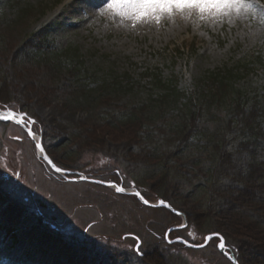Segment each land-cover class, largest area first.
I'll use <instances>...</instances> for the list:
<instances>
[{
    "label": "rangeland",
    "instance_id": "374dc122",
    "mask_svg": "<svg viewBox=\"0 0 264 264\" xmlns=\"http://www.w3.org/2000/svg\"><path fill=\"white\" fill-rule=\"evenodd\" d=\"M11 2L0 0V15L13 17ZM22 2L34 5L38 13L20 33H10L9 46L13 50L0 53L2 68L8 71L13 84L12 104L26 107L38 118L40 124L34 125L39 130L37 136L55 163L89 178L114 179L118 176L116 170L128 176L123 169L132 159L124 156L126 149L106 131L91 128L90 123L103 111L144 103L154 91L148 80L141 79L144 71L158 68L164 77L175 74L189 86L198 75L246 57L264 40V0ZM43 33L54 47H79L96 69L112 66L119 72H130L140 86L106 107L76 109L66 104L63 91L51 94L43 73L30 62L21 61V52L17 53L18 62L5 66V60L21 43L27 44ZM262 78L259 72L239 86L247 97L260 99L264 95ZM64 83H71L67 76ZM78 126L86 127L83 137L73 135L77 139L74 147L59 148L62 137ZM91 134L90 141L101 140L97 147L83 142ZM80 142L85 147L80 148ZM229 144L238 171L246 170L249 154L240 138L231 137ZM132 158L141 160L137 154ZM182 169L193 173L186 167ZM217 179L215 198L205 201L212 207L211 213L204 211L208 217L196 206L199 202L181 203L180 193L176 200H170L183 214H200L203 229L188 224L187 214L186 222L180 217L174 224L165 208L147 207L112 188L68 182L54 174L39 158L35 142L24 130L12 122L0 121V264H232L219 253L217 240L198 250L168 244L164 238L168 226L185 223L184 233L179 234L185 240L197 244L208 233H222L228 247L237 252L240 264H255L254 256L259 253L257 247L262 251L261 246L247 235H236L234 216L237 210L246 208L264 221V185L254 182L245 193L233 174ZM157 199L153 197L151 202ZM174 232L170 233L172 240L177 237ZM129 234L142 240L140 251L152 253L146 261L134 250L137 240Z\"/></svg>",
    "mask_w": 264,
    "mask_h": 264
},
{
    "label": "trees",
    "instance_id": "16d2710c",
    "mask_svg": "<svg viewBox=\"0 0 264 264\" xmlns=\"http://www.w3.org/2000/svg\"><path fill=\"white\" fill-rule=\"evenodd\" d=\"M11 4L14 5L13 17L0 15V53L13 50L9 46L10 33H20L38 13L34 5L25 4L22 0H12ZM47 36V33H43L27 44L21 43L13 55V51L10 53L11 58L5 60V66L8 62H18L17 53L21 52V61L30 62L38 72L43 73L44 83L51 86L49 92L63 91L66 104L76 109L110 106L111 102L121 101L140 86V82L130 72H119L112 66L96 69L82 55L79 47H54ZM259 72L264 85V40L246 57L232 64L225 63L221 69L198 75L189 86L184 85L181 77L175 74L164 77L161 69L144 71L140 78L148 80L154 90L144 103L103 111L90 123L91 128L106 131L114 137L113 140L126 149L124 156L132 159L123 169L128 172V176H122L121 171L116 170V178L103 177L102 180L133 187L148 201L156 197L170 202L176 200L177 193H180L181 203L197 201L199 204L196 206L200 210L204 212L208 209L210 213L212 207L210 204L205 205V201L215 198L217 178L233 174L245 193L248 192L247 186L254 182L264 185V95L260 99H252L239 86L242 81ZM66 76L71 82L69 85L63 84ZM12 86L10 74L8 71L5 73L0 63V106L24 112L29 118L35 119L34 125H39L38 118L30 115L26 107L13 106L15 98L12 96ZM34 125L33 129L38 134L39 130ZM85 128L78 126L75 131L62 137L64 140L59 142V148L74 147L77 139L73 135L83 137ZM92 135L83 142H91L93 147H97L101 140L90 141ZM231 137L240 138L241 145L249 154L246 170L238 171L239 166L229 144ZM80 143V148L85 147ZM136 154L140 161L133 160ZM192 157L193 161L188 162ZM185 167L193 173L182 171ZM183 187L184 192H179ZM245 209L235 212L234 232L236 235H247L261 246L262 251L257 247L259 253L254 256L255 264H264V221ZM169 214L170 222L174 221L175 224L179 221L178 215ZM186 214L188 224L203 229L200 214ZM203 214L208 217V212ZM174 224L168 226L166 231ZM6 232L8 236L11 235L10 231ZM174 233L180 237L179 234L184 233V230ZM177 246L185 248L179 244ZM145 255L146 261V257L152 253Z\"/></svg>",
    "mask_w": 264,
    "mask_h": 264
},
{
    "label": "water",
    "instance_id": "95a60500",
    "mask_svg": "<svg viewBox=\"0 0 264 264\" xmlns=\"http://www.w3.org/2000/svg\"><path fill=\"white\" fill-rule=\"evenodd\" d=\"M13 116H15V114L11 110H8V111H0V120H3V121L13 120L14 122H16V120L13 119ZM21 116H22L21 114L18 115L19 118ZM29 136H30L31 139L34 138L33 131H29ZM37 147H38L39 152L42 153V156H43L44 161H46V163H48L50 165V167L53 169V171L56 172V173H62L61 169L59 167H56V165L49 158L47 152L45 151V148L43 147L42 141H40L37 144ZM82 180L88 181L90 183L99 184V185H102V186L104 185V186L111 187V188H115L116 187L117 188L116 191H117L118 194H123V195H126V194H134V195H136L139 198L140 202L143 205L147 206V207H155V208L164 207V208L168 209L169 211H171L172 213H174L176 215H179L181 217H184L185 218V222L187 220L185 214H182L180 211H178L177 209H175L174 207H172L171 204H169L168 202L163 201L162 199L160 201H158L157 204L151 203V202L149 203L142 196L141 193L134 192V191L132 192V191H129V190H125L122 186H119L116 183L104 182V181L102 182L100 180H94V179L89 180V179H86V178H83ZM184 227L185 226H183V227L176 226V227L168 230V232L166 234V238H167V240H168V242L170 244L180 243V244L184 245L185 247H188V248H191V249H197L198 250V249L205 248L213 238H220L221 239V242L218 245L220 253H222L226 258L230 259L232 261V263L239 264L238 261H237V259L234 258L233 254H230V253L227 252V247L225 246V238L221 234H209L208 237H207V239H206V242L204 244H202V245H197V246L191 244L187 240L185 241V240L180 239V238L175 239L174 241H170L169 240L168 236L170 235V233L174 232V230H178V229L184 228ZM140 244L141 243H139L137 245V247L135 248V250H138L139 249Z\"/></svg>",
    "mask_w": 264,
    "mask_h": 264
},
{
    "label": "flooded vegetation",
    "instance_id": "af4514ba",
    "mask_svg": "<svg viewBox=\"0 0 264 264\" xmlns=\"http://www.w3.org/2000/svg\"><path fill=\"white\" fill-rule=\"evenodd\" d=\"M233 250V249H232Z\"/></svg>",
    "mask_w": 264,
    "mask_h": 264
}]
</instances>
